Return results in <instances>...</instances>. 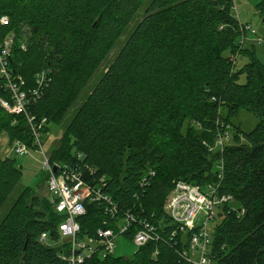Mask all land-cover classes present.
<instances>
[{
  "label": "trees",
  "instance_id": "16d2710c",
  "mask_svg": "<svg viewBox=\"0 0 264 264\" xmlns=\"http://www.w3.org/2000/svg\"><path fill=\"white\" fill-rule=\"evenodd\" d=\"M143 7L144 16L132 29ZM257 10L264 22V0ZM3 15L28 43L27 50L19 48L20 34L11 65L29 85L37 72L52 70L49 87L30 107L48 118L45 134L52 124L65 121L98 77L68 121L51 161L73 162L84 153L96 169L94 176L106 178L105 191L121 208L141 213L163 236L133 257L94 256L83 264H193L181 255L192 232L171 238L176 224L165 207L177 181L203 187L219 180L216 166L222 161L221 192L231 194L228 205L236 202L239 208L226 212L225 205L219 212L210 255L214 264H264V63L256 49L243 48L240 53L249 60L241 68L234 66L231 53L238 51L245 33L234 0H0ZM27 27L31 37L23 29ZM6 29L0 24V32ZM242 73L247 74L244 82ZM222 105L228 119L240 109L259 118L244 142L235 128L237 142L225 144L223 151L211 149L222 129L216 125ZM186 120L200 121L203 128L185 133ZM5 131L21 132L20 141L33 146L26 118L0 106V136ZM150 170L156 174L142 185ZM21 181L16 157L0 158V212L13 199L0 221V264H67L59 247L39 239L43 232L59 239L65 215ZM107 219L97 203L88 204L80 218L82 234L113 227L105 224ZM137 230L135 226L126 237L132 239Z\"/></svg>",
  "mask_w": 264,
  "mask_h": 264
},
{
  "label": "built area",
  "instance_id": "2783aa9c",
  "mask_svg": "<svg viewBox=\"0 0 264 264\" xmlns=\"http://www.w3.org/2000/svg\"><path fill=\"white\" fill-rule=\"evenodd\" d=\"M0 24L7 28V31L0 32V90H4L5 93L0 95V106L28 120L33 140L32 147L26 142L17 141L12 146L8 157L27 155L31 149L44 154L47 197L56 212L65 215V220L58 226L59 239H51L48 232H43L40 235V241L49 246L59 247L58 255L67 264H83L94 256L116 255L117 238L126 237L125 234L135 226L138 230L133 234L132 239H128L136 246V251L149 242L162 240L163 236L158 225L144 218L139 212L131 209L123 210L119 202L105 191L106 178L101 177L98 180L94 176L96 169L85 161L84 153L79 152L77 159L73 162L51 161L50 154L48 155L44 150L43 139L48 118L38 117L30 110V107L42 98L49 87L52 81V70L45 68L37 72L33 84L29 85L23 74L11 65L19 35L21 34L19 43L21 50H27L28 43L22 38V33H19L17 28L11 27L9 16H1ZM23 35H25L24 32ZM219 145V148L224 149V142L221 141ZM219 167V180L203 187L185 180L177 181L165 207L173 223L176 224V228L171 232V238L178 235L180 231L192 232L189 247L184 249L181 255L193 264H214L210 255L212 244L210 223L216 220L224 206L233 200L231 194L221 192V181L224 177L223 161ZM155 174L154 170H150L141 184H146L148 176ZM94 177L97 180H94ZM90 203H97L104 210L109 218L105 224L112 223L113 227H99L94 235L82 234L80 218L87 214ZM244 211L242 208L239 215L244 214Z\"/></svg>",
  "mask_w": 264,
  "mask_h": 264
},
{
  "label": "rangeland",
  "instance_id": "374dc122",
  "mask_svg": "<svg viewBox=\"0 0 264 264\" xmlns=\"http://www.w3.org/2000/svg\"><path fill=\"white\" fill-rule=\"evenodd\" d=\"M262 0H234L235 3V11L237 13V16L239 17L241 23L245 25L243 29H245V33L241 35L239 40V48L236 53H231V59L234 63V66L236 69L241 68L245 63L248 62L249 57L247 54H244L243 51L240 53V51L244 48L249 49H256L257 56L259 60L264 63V22L262 21V18L259 15V12L257 10V4L260 3ZM144 14V7L141 8V11L133 20L131 28L133 29L136 25V23L143 18ZM25 29V33L31 37L32 31L29 27L23 28ZM130 31V30H129ZM124 40L127 38L126 36L123 37ZM123 41V39H122ZM123 42H121L117 48L111 53L109 60H113L114 56L119 51V48L121 47ZM108 66V63L105 64ZM104 65V66H105ZM241 76V82H244L246 80L245 73H242ZM98 77H95L92 79L90 85L88 86V89L82 93L78 100L73 105L68 117L65 119L64 122L61 124H52L51 125V131L48 134L44 135V150L49 155L53 152V149L59 146L61 137L64 133L65 127L68 124V121L73 117L74 113L80 106V104L86 99L87 93L93 89L95 84L97 83ZM229 111L224 105L219 106V113H217V116H220L222 118H218L216 120V125L219 126L220 131L218 132V137L216 140L215 145L211 148L213 150L221 149L220 142H224L225 144L231 143L235 144L237 140L234 141L233 139V132L236 128V130H241L242 134L240 136L241 141H245V134L252 131L256 125L259 122V118L252 112L246 109H240L239 112L233 113L230 119H228ZM228 120L230 123H226L225 121ZM27 124L28 120L26 119ZM18 124L19 121H14ZM215 124V122H214ZM23 126L25 127V124L23 123ZM230 127H233L231 130ZM203 128V125L200 121H188L186 120L185 126H184V132H188L191 129L201 130ZM21 134V132H20ZM20 134L16 131V133L5 131L0 136V158H6L12 148V146L21 139L19 138ZM19 135V136H18ZM23 136H27L26 130L23 132ZM218 142V143H217ZM223 151V149H221ZM44 154L38 150L31 149L30 153L24 156H16L17 165L22 166V181L21 183L23 185L31 186L35 189V193L42 199L46 198L48 196V186H47V171L44 164ZM216 168L219 170V166L217 165ZM34 193V194H35ZM18 190H16L13 194L14 196H17ZM13 199H9L8 202L5 203V206L2 208L0 212V221L2 217L5 215L6 212H8L11 209V202ZM46 207V205H45ZM227 207V208H226ZM223 208V211L226 208V212L229 210H235L236 208H239V205L235 202L234 204L228 205ZM48 210L49 208L46 207ZM43 212L44 209H41ZM46 219L50 218L49 212H45ZM220 219L217 218L216 220L211 221L210 228L213 229L214 225L219 221ZM117 244L118 248L116 251V255H123L126 257H133L134 253L136 252L137 248L132 243L131 240H129L125 236H120L117 238ZM20 264V263H19Z\"/></svg>",
  "mask_w": 264,
  "mask_h": 264
},
{
  "label": "water",
  "instance_id": "95a60500",
  "mask_svg": "<svg viewBox=\"0 0 264 264\" xmlns=\"http://www.w3.org/2000/svg\"><path fill=\"white\" fill-rule=\"evenodd\" d=\"M55 170H56V168H55Z\"/></svg>",
  "mask_w": 264,
  "mask_h": 264
}]
</instances>
